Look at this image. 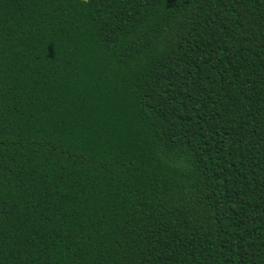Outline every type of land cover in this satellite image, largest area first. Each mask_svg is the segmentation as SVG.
<instances>
[{
  "label": "trees",
  "instance_id": "16d2710c",
  "mask_svg": "<svg viewBox=\"0 0 264 264\" xmlns=\"http://www.w3.org/2000/svg\"><path fill=\"white\" fill-rule=\"evenodd\" d=\"M0 264H264V0H0Z\"/></svg>",
  "mask_w": 264,
  "mask_h": 264
}]
</instances>
